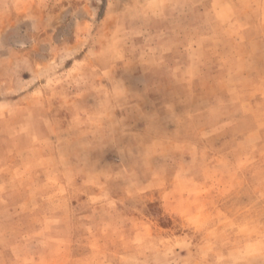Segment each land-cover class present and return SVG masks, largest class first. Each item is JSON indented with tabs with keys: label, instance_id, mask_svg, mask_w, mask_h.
<instances>
[{
	"label": "rangeland",
	"instance_id": "374dc122",
	"mask_svg": "<svg viewBox=\"0 0 264 264\" xmlns=\"http://www.w3.org/2000/svg\"><path fill=\"white\" fill-rule=\"evenodd\" d=\"M0 264H264V0H0Z\"/></svg>",
	"mask_w": 264,
	"mask_h": 264
}]
</instances>
